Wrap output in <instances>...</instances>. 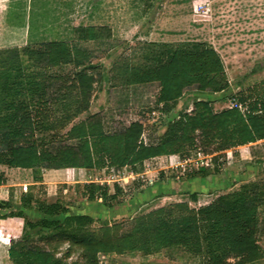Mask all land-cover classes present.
<instances>
[{"label": "rangeland", "instance_id": "374dc122", "mask_svg": "<svg viewBox=\"0 0 264 264\" xmlns=\"http://www.w3.org/2000/svg\"><path fill=\"white\" fill-rule=\"evenodd\" d=\"M91 27L95 31H84ZM50 41H66L85 50V66H52L47 61L35 65L23 51L26 45L40 47ZM188 42H204L220 53L229 80L226 90L190 87L179 100L161 104L157 102L159 81L126 82L127 66L150 63L153 53L160 54L165 45L179 47ZM15 48L21 50L19 55ZM4 49L10 52L3 53ZM82 69L96 76L90 109L58 129L59 142L67 141V131L74 123L94 114L102 115L106 135L121 133L132 122L141 121L143 142L158 144L179 130L174 128L176 122L197 101L209 102L215 112L233 107L247 112L264 96V0H0V101L7 82L4 77H10L13 98L22 92L15 84L17 77L24 78L22 84L36 77L44 82L45 101L31 103L33 114L50 115L54 120L63 113H73V81ZM205 140L199 138L183 152L122 169L108 167L110 154L102 152L95 157L103 156L107 167L99 170L0 167V218L5 219L0 220V264H15L8 253L13 239L29 235L32 244L49 247L43 237L55 229L30 228L28 220L62 222L68 215L87 214L93 218L88 226L91 232L108 223H121L128 230L133 219L157 208L177 202L199 208L246 185L264 187V139L224 151L216 149V142ZM202 166L208 167L209 174L200 173ZM91 180L109 184L107 195L99 189L98 198L88 199L84 186ZM261 194L262 190L257 196V239L263 257L246 264H264ZM1 202L6 206L1 207ZM56 202L68 212L56 216L42 212L43 203ZM19 210L25 211L27 220L9 217ZM51 247H57V255L68 262L84 263V251L76 246L70 249L69 242L53 240ZM231 261L236 264V260ZM99 264H201V258L178 248H165L153 254H100Z\"/></svg>", "mask_w": 264, "mask_h": 264}, {"label": "trees", "instance_id": "16d2710c", "mask_svg": "<svg viewBox=\"0 0 264 264\" xmlns=\"http://www.w3.org/2000/svg\"><path fill=\"white\" fill-rule=\"evenodd\" d=\"M84 31L93 32L95 27ZM167 46L160 54L153 53L150 63L127 66L126 82L133 85L159 81L161 92L157 102L161 104L179 100L190 87L213 92L229 87L223 59L212 46L204 42ZM7 50L4 49L3 53L10 52ZM13 50L15 54H20V49ZM23 51L35 65L47 61L52 66L74 64L76 69L85 66L88 57L85 50L66 41H50L40 47L26 45ZM4 79L7 82L0 101V164L10 168L99 170L107 167L103 156L101 159L95 157L102 152L104 155L110 154L108 167L122 169L127 165L183 152L188 144L196 145L199 138L206 139V143L216 142V149L220 151L264 139L263 96L247 112H242L239 107L215 112L209 102L197 101L193 109L181 114L176 122L174 128L180 127L179 130L158 144L143 142L144 126L141 121L132 122L121 133L106 135L101 114L90 115L74 123L67 131V141L59 142L58 129L71 124L90 109L95 74L87 69L75 74L76 111L63 113L54 120L50 115L44 118L42 113L33 114L30 109L36 99L45 101L44 82L35 77V80L31 78L22 84L24 78L17 77L15 84L22 92L18 98H13L9 75ZM200 173L209 174L208 167L202 166ZM84 187L87 198L96 199L99 189H103V195H107L109 184L91 180ZM263 189L246 185L240 191L222 195L211 204L199 208L190 206L188 202L157 208L133 219L128 230H124L121 223H108L91 232L88 226L93 218L87 214L68 215L62 222L48 218L38 223L28 220L30 228L41 226L55 229L50 236L43 237L49 247L32 244L28 235L11 241L9 256L15 264H80L68 262L57 255V247H51V242L57 240L69 242L70 249L75 246L81 248L84 251L83 264H99L100 254H153L165 248H178L199 256L201 264H232L233 259L236 264L252 263L263 257L257 239L260 221L257 196L262 190L260 201L264 202ZM22 200L26 203L25 194ZM1 204V207L6 206ZM41 210L47 216L68 212L58 202L43 203ZM9 216H20L27 220L24 210L11 212Z\"/></svg>", "mask_w": 264, "mask_h": 264}, {"label": "crops", "instance_id": "0c3cea01", "mask_svg": "<svg viewBox=\"0 0 264 264\" xmlns=\"http://www.w3.org/2000/svg\"><path fill=\"white\" fill-rule=\"evenodd\" d=\"M0 167H3V169H8V168H9L8 166H6V165H2V164H0ZM9 169H12V170H21V169H22V170H25V171H26V170H27V171H28V170H29V171H30V170L32 171V169H23V168H9ZM75 169H78V168H75ZM58 170H63V169H58ZM9 217H12V218H18V219H20V218L23 219V218L20 217V216H9ZM0 220H3V221H4L5 219L0 218ZM8 253H9V251H8Z\"/></svg>", "mask_w": 264, "mask_h": 264}]
</instances>
